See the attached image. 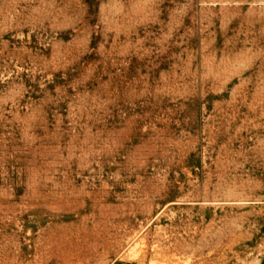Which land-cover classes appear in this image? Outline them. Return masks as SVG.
Listing matches in <instances>:
<instances>
[{"label": "rangeland", "instance_id": "rangeland-1", "mask_svg": "<svg viewBox=\"0 0 264 264\" xmlns=\"http://www.w3.org/2000/svg\"><path fill=\"white\" fill-rule=\"evenodd\" d=\"M0 264H264V0H0Z\"/></svg>", "mask_w": 264, "mask_h": 264}]
</instances>
